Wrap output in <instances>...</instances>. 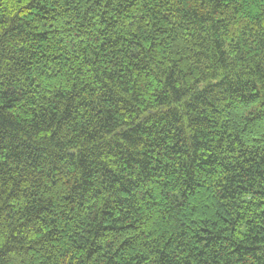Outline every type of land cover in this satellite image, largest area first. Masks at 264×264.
Here are the masks:
<instances>
[{
	"label": "trees",
	"instance_id": "1",
	"mask_svg": "<svg viewBox=\"0 0 264 264\" xmlns=\"http://www.w3.org/2000/svg\"><path fill=\"white\" fill-rule=\"evenodd\" d=\"M0 264H264V0H0Z\"/></svg>",
	"mask_w": 264,
	"mask_h": 264
}]
</instances>
